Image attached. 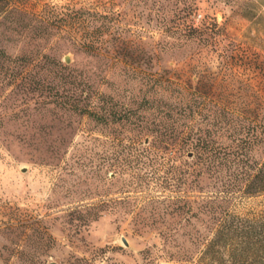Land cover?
Segmentation results:
<instances>
[{"label": "rangeland", "instance_id": "rangeland-1", "mask_svg": "<svg viewBox=\"0 0 264 264\" xmlns=\"http://www.w3.org/2000/svg\"><path fill=\"white\" fill-rule=\"evenodd\" d=\"M8 4L25 12L15 15L18 23L43 32L0 27V50L12 58L45 55L47 63L0 68V264H66L72 257L95 264H185L152 246L172 220L169 193L155 188L156 179L166 177L165 161L156 165L152 149L140 152L150 147L149 133L99 124L57 104L58 79L80 74L120 102L140 99L153 74L186 88L198 79L206 101L262 116L264 0ZM91 40L99 52L84 50ZM136 157L145 165L126 161ZM156 197L165 203L155 212L148 200ZM100 202L106 211L93 220L84 207ZM232 210L264 216V194L238 195ZM157 215L162 222H154Z\"/></svg>", "mask_w": 264, "mask_h": 264}, {"label": "trees", "instance_id": "trees-1", "mask_svg": "<svg viewBox=\"0 0 264 264\" xmlns=\"http://www.w3.org/2000/svg\"><path fill=\"white\" fill-rule=\"evenodd\" d=\"M19 13L25 14L11 7L8 0H0V27L17 25L22 30L30 27L38 35L43 32V27L18 23L15 15ZM84 44L86 52L100 51L96 41ZM44 57L24 54L12 58L0 50V68L4 70L10 64L46 68ZM147 79L150 85L140 99L120 102L95 90L84 76L69 71L58 79L56 102L70 105L78 116L99 124L132 126L140 134L149 133L150 147L140 152L152 149L156 165L165 161L166 177L156 179L155 188L170 196L166 203L159 197L148 201L155 212L157 204L165 203L172 220L155 234L157 244L152 246L158 245L168 260L185 264H264V216L232 210L236 196L264 194V111L259 116L256 109L250 111L244 106L243 113L238 114L206 101L198 79L187 88V84L160 74ZM248 111L251 113L245 115ZM164 154L170 156L164 159ZM126 161L145 165L137 157ZM105 207L100 202L84 208L96 220ZM155 217L156 223L164 218ZM145 255L151 260L150 250ZM66 264L95 261L72 257Z\"/></svg>", "mask_w": 264, "mask_h": 264}, {"label": "water", "instance_id": "water-1", "mask_svg": "<svg viewBox=\"0 0 264 264\" xmlns=\"http://www.w3.org/2000/svg\"><path fill=\"white\" fill-rule=\"evenodd\" d=\"M65 62H66V63H69V59H68L67 57L65 58ZM189 156H191V154H189ZM123 243H124L125 245H127V243L125 242V240H123ZM49 264H56V263H53V262H52V263H49Z\"/></svg>", "mask_w": 264, "mask_h": 264}]
</instances>
